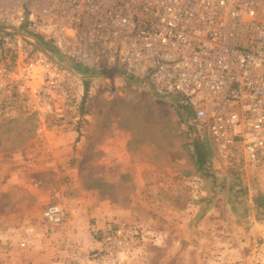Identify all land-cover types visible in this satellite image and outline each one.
Returning <instances> with one entry per match:
<instances>
[{
  "label": "built area",
  "instance_id": "1",
  "mask_svg": "<svg viewBox=\"0 0 264 264\" xmlns=\"http://www.w3.org/2000/svg\"><path fill=\"white\" fill-rule=\"evenodd\" d=\"M0 52V93L72 104L96 80L118 94L127 76L175 98L218 161L264 164V0H0ZM121 232L106 226L104 253Z\"/></svg>",
  "mask_w": 264,
  "mask_h": 264
},
{
  "label": "rangeland",
  "instance_id": "2",
  "mask_svg": "<svg viewBox=\"0 0 264 264\" xmlns=\"http://www.w3.org/2000/svg\"><path fill=\"white\" fill-rule=\"evenodd\" d=\"M107 87L108 81L91 82L82 96L77 93L76 103L72 104L59 95L51 102L37 104L23 100L18 93H0V227L9 222L17 224L24 219L33 221L41 217L36 216L52 203L39 206L40 197L51 188L50 183L54 180L60 193L72 189L87 203L105 200L112 209L109 218L105 216L101 221L103 225L93 229L90 239L96 245L74 257L79 261L69 258L75 264H255L256 259L264 260L263 238L256 230L260 227L264 235V227L254 225L259 219L264 221V206L257 199L261 190L259 185L248 180L249 170L246 169L260 165L231 167L218 161L208 143L195 136L192 123L186 122L170 102L159 101L160 96L129 84L120 93L111 95L106 93ZM180 103L183 106V102ZM49 106L52 107L50 111ZM41 126L79 133L77 157H73V164H70L76 181L71 185L62 183L60 176L53 178L46 171L37 175L31 173L28 162L35 158L31 144ZM115 129L122 140L128 138L126 146L135 148L139 154L147 150L137 140L150 134L151 138L142 143L151 144L149 150L155 153L156 162L162 169L165 162L180 164L182 169L184 166L192 173L188 177L200 178V183L195 185L189 178L188 183L183 184L181 201L174 202L172 217H155L150 228L146 226V216L142 225H137L130 215L129 202L135 188L129 183L132 181L130 166L99 150L91 153L85 150L95 134L100 136ZM198 151L205 158L200 157ZM27 176L40 181L41 188L27 184ZM116 181L119 183L112 185ZM141 204L143 213L152 207L146 200ZM155 208L158 209L156 205ZM40 222L54 227L43 218ZM107 225L122 229V243L114 247L112 254L102 251L104 244L100 240ZM197 226L201 227L200 233L192 231ZM177 227H187L185 246L181 247L180 241L175 243L170 238ZM212 227L218 231L208 239L210 235L202 231ZM152 228L159 233H151ZM224 237L235 242L240 254L249 256L244 257L243 263L239 260L237 263L229 251L226 252Z\"/></svg>",
  "mask_w": 264,
  "mask_h": 264
},
{
  "label": "crops",
  "instance_id": "3",
  "mask_svg": "<svg viewBox=\"0 0 264 264\" xmlns=\"http://www.w3.org/2000/svg\"><path fill=\"white\" fill-rule=\"evenodd\" d=\"M126 78L129 80V77L126 76ZM127 80L125 81L126 85L129 84L140 87V89H146L153 94L149 88L133 85ZM120 92L121 90L119 93ZM158 100L168 101L174 106L173 97L161 98ZM178 113L182 115L180 112ZM182 118L185 120L184 115H182ZM36 131L37 135L31 144V147H33L32 150L35 151V158L31 163L28 162L29 167H31V173L37 175L43 174L46 171L50 175H53V178L54 176H60L62 177V183L71 185L76 181V176L72 172L74 169L70 167V164H73V157H77L79 133L74 130L48 129L42 128V126ZM150 136V134L147 136L143 135L137 140V142L143 145L142 148L147 150L146 153L141 154L135 152V148L127 147L128 138L122 140L120 132L116 129L111 133L106 132L100 136L95 134V136L90 139L88 147L85 148L88 153L99 150L101 154L106 153L107 156L110 154V156L116 159H121L123 165L130 166L132 171L130 180L132 181L129 183L135 185V188L132 189L131 201L129 202L132 210L130 215L132 216V221H135L137 225H142L141 221H143L145 219L144 216H146V220H148L146 226L149 228L155 217H172V211L175 209L174 202L181 201L183 184L188 183L189 178L194 185L198 184L200 181V178L196 180L195 176L188 177L192 175V173H189L184 166L182 169V165L180 164L170 165L168 162H165L162 169L160 167L161 165L156 162L155 153L149 150L151 144L144 145L142 143L144 139H150ZM148 142L150 141L147 140V143ZM168 153L171 155L170 151H168ZM170 158L172 159V157ZM200 164H203V161H201ZM259 165L258 167H249L246 169L249 170L247 172L248 180L260 187L261 195L257 196V199L261 203V206H264V164ZM27 177V184H31L32 186L35 185L39 189L41 188L40 181L33 180V177ZM116 182L117 183H112V185L119 183L118 181ZM56 184V181L54 182V180H52V183H50L51 188L47 189L48 191H46L45 195L40 197L41 201L39 202V206L43 207L47 202L58 204L66 211L65 220L60 225L54 227L50 226L49 228L44 223L40 222V219H42L43 207L42 211L36 216L38 218V216L41 215L37 220L33 219V221H31L24 219L17 224L9 222L7 226H1L0 261L2 264H75L74 262L79 261V259H74V257L83 253L84 250L87 251L89 247L91 248L96 245L92 242V239H90L93 229L103 225L101 221L105 216L109 218V215L112 214V209L105 200L87 203L85 199L77 194V191L72 189L60 193L61 189L57 187ZM215 199H217V196ZM145 200L149 202L152 207H150L147 212L143 213V205L141 202ZM249 201H251V205L254 206L252 200L250 199ZM160 202L162 203L159 209ZM155 205L158 209L155 208ZM157 211H161L162 213ZM261 214L263 213L261 212ZM258 221L259 223H257ZM258 221H255L254 225L264 227V221L261 219ZM179 226H181V224H179ZM200 228V226L193 227L192 231L200 233ZM186 229L187 227L184 229L177 227L174 231V235L170 236L173 242L176 243V241H180L181 247L187 244L185 232L188 233V230ZM256 230H259L258 233L262 236L263 240L261 242L263 243V230L260 227H257ZM151 231H153L151 233L154 234L159 233V231L154 228H152ZM217 231V228L212 227L210 229L206 228L202 232L203 234H209L210 238L208 239H211V237L217 234ZM254 233L256 232L254 231ZM225 234H228V232ZM224 239H226V252L229 251L230 257H233L235 261L237 260V263H243V261H245L244 257H246V259L249 257L239 253L235 242L232 241L230 237H224ZM21 243L24 244L21 245ZM263 245L264 243L262 246ZM229 247L231 248L230 250ZM69 258L74 262H71ZM255 264H264V260L256 259Z\"/></svg>",
  "mask_w": 264,
  "mask_h": 264
},
{
  "label": "water",
  "instance_id": "4",
  "mask_svg": "<svg viewBox=\"0 0 264 264\" xmlns=\"http://www.w3.org/2000/svg\"><path fill=\"white\" fill-rule=\"evenodd\" d=\"M173 104H174V106H175V108H176V110H177L178 112H180L182 115H185V112H184L183 110H181V108L178 106L177 103H174V102H173Z\"/></svg>",
  "mask_w": 264,
  "mask_h": 264
},
{
  "label": "trees",
  "instance_id": "5",
  "mask_svg": "<svg viewBox=\"0 0 264 264\" xmlns=\"http://www.w3.org/2000/svg\"><path fill=\"white\" fill-rule=\"evenodd\" d=\"M198 153H199V156H200V157L205 158V155H204L203 153H201V151H198Z\"/></svg>",
  "mask_w": 264,
  "mask_h": 264
}]
</instances>
